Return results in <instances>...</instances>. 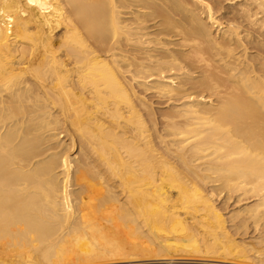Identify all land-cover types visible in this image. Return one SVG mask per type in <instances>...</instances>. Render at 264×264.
Here are the masks:
<instances>
[{
  "label": "bare ground",
  "instance_id": "6f19581e",
  "mask_svg": "<svg viewBox=\"0 0 264 264\" xmlns=\"http://www.w3.org/2000/svg\"><path fill=\"white\" fill-rule=\"evenodd\" d=\"M0 248L264 264V0H0Z\"/></svg>",
  "mask_w": 264,
  "mask_h": 264
},
{
  "label": "rangeland",
  "instance_id": "374dc122",
  "mask_svg": "<svg viewBox=\"0 0 264 264\" xmlns=\"http://www.w3.org/2000/svg\"><path fill=\"white\" fill-rule=\"evenodd\" d=\"M175 191V190H174ZM2 242V241H1ZM3 249V248H2ZM1 248H0V250H2ZM3 250H5V249H3ZM7 251V250H6ZM5 251V252H6ZM5 252H3V251H1V253H0V255L1 254H3V255H7V254H9V253H7V254H5ZM12 254V253H11ZM3 255H1L0 257L1 258H3L4 259V263H2V264H6L7 262H9V263H7V264H21V263H19L18 262V258L16 259L15 257H12V256H14V254L13 255H10L9 257L8 256H3ZM9 259H8V258ZM117 257H121V258H117ZM179 257V259H177ZM181 257L182 256H177V257H174L173 258V261L174 262H177V263H182V264H195L194 262H192V261H190V259L189 260H186L185 258H189L188 256H183V258L181 259ZM131 257H129V258H125L123 255L121 256H115V257H105V258H100V259H94V260H91V261H88V262H83V263H77V264H165L167 261H168V259H169V257L168 258H166L165 260H164V257H162V259H160V257H153V258H151L150 257V259L148 260V258L147 257H145L144 259L142 258V259H140L141 257H133V258H131ZM134 258H136V259H134ZM146 258H147V260H146ZM191 258V257H190ZM107 259V260H106ZM121 259V260H120ZM138 259V260H137ZM151 259H153V260H151ZM157 259H160V260H157ZM171 259V258H170ZM15 260V261H14ZM97 260V261H96ZM105 260V261H104ZM138 262H137V261ZM157 260V261H156ZM129 261V262H128ZM132 261V262H131ZM136 261V262H135ZM144 261V262H143ZM146 261V262H145ZM154 261V262H153ZM159 261H161V262H159ZM163 261V262H162ZM166 261V262H165ZM188 261H189V263H188ZM16 262V263H15ZM102 262V263H101ZM108 262V263H107ZM186 262V263H185ZM191 262V263H190ZM22 264H24V263H22ZM25 264H27V263H25ZM229 264V263H228Z\"/></svg>",
  "mask_w": 264,
  "mask_h": 264
}]
</instances>
